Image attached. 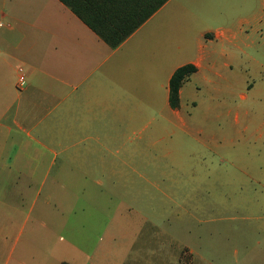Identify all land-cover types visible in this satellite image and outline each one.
Returning a JSON list of instances; mask_svg holds the SVG:
<instances>
[{
    "label": "crops",
    "instance_id": "crops-1",
    "mask_svg": "<svg viewBox=\"0 0 264 264\" xmlns=\"http://www.w3.org/2000/svg\"><path fill=\"white\" fill-rule=\"evenodd\" d=\"M170 2L111 49L58 0H0V192L14 199L5 206L19 211L22 199L35 198L33 182L44 181V167L56 159L61 169L54 181L70 179L72 171L101 189L120 180L158 181L171 174L150 171L151 164L199 157L175 147L181 135L194 138L188 97L212 83L240 91L245 70L257 63L249 53L256 48L243 45L248 34L237 28H213L204 20L192 28L200 17L167 13ZM186 64L196 72L172 109L169 79ZM21 181L27 191L21 192Z\"/></svg>",
    "mask_w": 264,
    "mask_h": 264
},
{
    "label": "rangeland",
    "instance_id": "rangeland-1",
    "mask_svg": "<svg viewBox=\"0 0 264 264\" xmlns=\"http://www.w3.org/2000/svg\"><path fill=\"white\" fill-rule=\"evenodd\" d=\"M165 12L200 17L195 29L203 20L237 28L248 34L243 45L256 48L240 91L212 83L188 97L194 138L181 135L175 147L199 157L151 164L171 174L158 181L101 189L72 171L54 181L61 169L54 160L19 211L4 205L14 199L1 190L0 264H264V0H171ZM17 185L27 191L28 182Z\"/></svg>",
    "mask_w": 264,
    "mask_h": 264
},
{
    "label": "trees",
    "instance_id": "trees-1",
    "mask_svg": "<svg viewBox=\"0 0 264 264\" xmlns=\"http://www.w3.org/2000/svg\"><path fill=\"white\" fill-rule=\"evenodd\" d=\"M109 48L118 47L169 0H58ZM196 72L191 64L177 68L169 79L168 102L179 107V89Z\"/></svg>",
    "mask_w": 264,
    "mask_h": 264
},
{
    "label": "built area",
    "instance_id": "built-area-1",
    "mask_svg": "<svg viewBox=\"0 0 264 264\" xmlns=\"http://www.w3.org/2000/svg\"><path fill=\"white\" fill-rule=\"evenodd\" d=\"M0 26H2L1 23H0ZM23 82H24V76L22 74V70L18 69V84L22 85Z\"/></svg>",
    "mask_w": 264,
    "mask_h": 264
}]
</instances>
